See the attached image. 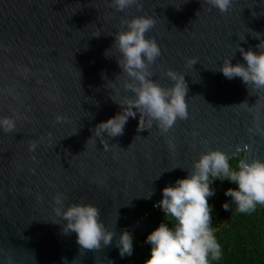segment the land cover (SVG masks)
I'll return each instance as SVG.
<instances>
[{
    "label": "water",
    "instance_id": "1",
    "mask_svg": "<svg viewBox=\"0 0 264 264\" xmlns=\"http://www.w3.org/2000/svg\"><path fill=\"white\" fill-rule=\"evenodd\" d=\"M139 3L140 11L119 12L112 0H0V116L16 122V132L0 130V264H118L119 233L142 232L160 209L154 205L161 189L186 178L202 152L264 161V135L255 131L264 130V90L219 71L224 57L245 63L237 44L258 51L264 0H232L223 14L205 0ZM138 15L155 19L145 35L161 48L151 78L167 88L169 69L184 74L189 118L161 134L155 125L137 131V113L122 135L97 138L95 126L121 111L115 101L132 95L111 34ZM190 58L198 60L192 67ZM30 141L38 145L34 152ZM57 193L65 206L97 207L117 233L113 243L80 252L76 234H65L53 211Z\"/></svg>",
    "mask_w": 264,
    "mask_h": 264
},
{
    "label": "clouds",
    "instance_id": "2",
    "mask_svg": "<svg viewBox=\"0 0 264 264\" xmlns=\"http://www.w3.org/2000/svg\"><path fill=\"white\" fill-rule=\"evenodd\" d=\"M205 2L222 14L228 13L232 7V0ZM110 6L119 12L133 6L140 11L143 7L139 0H112ZM122 23L124 27L111 34L114 42L110 49L115 48L119 53L116 63L122 70L121 73L127 77L123 87L125 92H131L132 95L125 96L122 102L112 99L121 106V111L98 123L93 129V136L103 138L104 133L108 137L122 135L128 118H135L137 113V131L151 129L155 125L161 134H166L177 120L189 118L185 100L188 87L184 74L169 69L166 75L173 82L171 86L165 88L156 83L151 78L153 74L149 71V66L161 55V48L155 39L146 38L145 35L154 27L155 19L149 15H138L123 20ZM252 33L254 38H260V33ZM243 40L244 37L241 38ZM256 48L258 51L251 48L245 50L237 44L236 51H239L245 63L233 64L230 57H224L219 71L229 80L240 78L249 89L264 90V40ZM110 49L105 51L106 57H111ZM197 62L196 58H190L187 64L192 67ZM239 105L247 106V103ZM64 119L63 116H57V122ZM0 130L4 134L16 132L15 119L11 116H0ZM255 131L256 134L264 135V130L258 125ZM138 137L141 138L136 136L133 142ZM113 145L119 148L116 144ZM37 146L35 141H30L29 151L34 152ZM228 160L229 157L221 150L204 151L192 162L186 178H178L173 185L161 189L162 198L154 206L162 210V222L146 237L151 248L150 256L144 264H212L220 259L221 248L211 227V206L208 203V198L215 194L210 185L216 179L227 180L237 186L224 192L225 196L231 198L230 203L222 204L225 211L230 210L231 204L240 213H248L254 211L257 205H264V161L244 159L238 161L237 167L232 169ZM151 195L150 192L145 198H150ZM65 199L64 194L57 193L53 197L56 205L53 211L59 221H64L62 231L65 234H76L80 252L82 249L100 250L113 243L117 233L113 227L109 230L100 220V210L97 207L88 203H71L65 206ZM173 220L176 226L170 228L168 221ZM116 246L121 257L132 254L133 238L126 229L119 233Z\"/></svg>",
    "mask_w": 264,
    "mask_h": 264
},
{
    "label": "trees",
    "instance_id": "3",
    "mask_svg": "<svg viewBox=\"0 0 264 264\" xmlns=\"http://www.w3.org/2000/svg\"><path fill=\"white\" fill-rule=\"evenodd\" d=\"M228 162L230 168L235 169L238 158L231 157ZM210 187L215 192L208 198L211 227L221 248L220 259L212 264H264V205H257L254 211L240 213L231 204L230 210L225 211L222 204L230 203L231 198L224 192L237 186L227 180L216 179ZM162 217V210H155L144 220L146 226L142 232L130 233L133 238L132 254L124 256L118 264H144L151 248L146 237L162 222ZM168 226L174 228L176 222L168 221Z\"/></svg>",
    "mask_w": 264,
    "mask_h": 264
}]
</instances>
